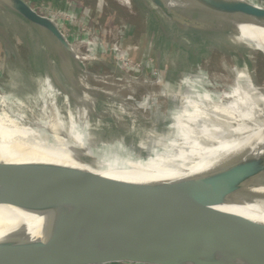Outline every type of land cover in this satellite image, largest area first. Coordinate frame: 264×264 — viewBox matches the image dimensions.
Here are the masks:
<instances>
[{"label": "bare ground", "instance_id": "6f19581e", "mask_svg": "<svg viewBox=\"0 0 264 264\" xmlns=\"http://www.w3.org/2000/svg\"><path fill=\"white\" fill-rule=\"evenodd\" d=\"M121 1L130 5L128 0ZM145 1L151 13L162 16L171 37L191 42V38L207 30L229 38L239 51L245 48L249 52L264 54V24L242 25L233 29L226 22L227 14L234 15L231 17L263 14L264 4L261 2L264 0ZM173 9L191 20L176 16ZM207 15L225 19L213 22L206 19ZM223 50L230 52L226 47ZM49 55L44 46H39L33 57L42 56L47 63ZM243 70H237L229 94L189 91L193 79L187 78L182 82L181 106L172 109L162 122L172 134L150 131L152 141L145 139V131L140 132L132 120L140 118L138 109L130 107L125 100L120 101L119 96L112 92L94 91L101 105L110 111L107 117L99 114L85 96V89L73 93L57 78L54 80L61 92L44 94L39 107H31L24 102H17L15 106L9 101L10 97L0 96V171L12 164L13 168L26 174V178L37 179L42 175L51 179L9 188L5 184L25 176L2 177L8 183L0 182V186H5L0 189V199L72 184L81 178H114L145 184L154 179L175 177L204 193L211 192L240 160L264 147V87L256 86ZM71 81L74 86L77 84L73 78ZM60 97L65 101L71 100L78 109L63 106L57 102ZM152 119L155 125L161 123L159 119ZM123 125L127 133L118 129ZM16 162L22 163L16 165ZM34 162L66 165L63 170L84 173L74 176H63L56 171L54 175L49 171L32 173L29 164ZM196 178L201 182H196ZM229 209L264 219V204Z\"/></svg>", "mask_w": 264, "mask_h": 264}, {"label": "water", "instance_id": "95a60500", "mask_svg": "<svg viewBox=\"0 0 264 264\" xmlns=\"http://www.w3.org/2000/svg\"><path fill=\"white\" fill-rule=\"evenodd\" d=\"M0 6L47 32L72 54L58 24L26 0H0ZM172 13L191 20L177 10ZM231 16L226 15V22L233 29L264 24V13ZM62 167L34 162L29 171L84 173ZM2 168L0 178L25 176L5 184L9 188L51 180L26 178L12 164ZM3 178L0 182L8 183ZM182 181L81 178L0 199V264H264V219L229 209L264 204V147L240 160L209 193Z\"/></svg>", "mask_w": 264, "mask_h": 264}, {"label": "rangeland", "instance_id": "374dc122", "mask_svg": "<svg viewBox=\"0 0 264 264\" xmlns=\"http://www.w3.org/2000/svg\"><path fill=\"white\" fill-rule=\"evenodd\" d=\"M26 1L58 24L72 54L47 32L0 6V96L10 97L15 106L24 102L39 107L44 94L61 92L54 80L57 78L73 93L85 89L88 100L107 117L110 111L94 91L112 92L138 109L140 118L132 120L149 141L150 131L172 134L162 122L172 109L181 106L182 82L187 78L194 84L189 91L229 94L236 73L244 69L256 86L264 87L262 52L239 51L229 38L207 30L195 34L191 42L171 37L162 16L151 13L145 0H128L130 5L120 0ZM39 46L50 54L47 63L42 56L33 57ZM57 102L76 108L62 97ZM152 117L161 123L155 125ZM118 129L128 131L124 125ZM108 264L160 263L127 260Z\"/></svg>", "mask_w": 264, "mask_h": 264}]
</instances>
